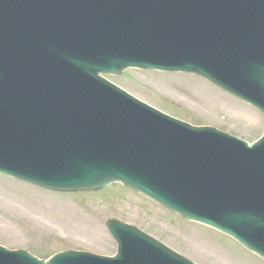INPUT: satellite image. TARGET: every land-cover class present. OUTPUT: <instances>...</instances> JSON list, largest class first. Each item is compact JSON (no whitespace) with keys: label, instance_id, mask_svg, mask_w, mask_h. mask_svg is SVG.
<instances>
[{"label":"water","instance_id":"water-1","mask_svg":"<svg viewBox=\"0 0 264 264\" xmlns=\"http://www.w3.org/2000/svg\"><path fill=\"white\" fill-rule=\"evenodd\" d=\"M41 1L0 0V5H17L19 14L25 15L30 5H38ZM43 3L59 5V9L66 5L57 17L59 26L74 21L69 14L71 3L84 5L86 14L90 9L99 13L97 19L79 20L74 24L71 34L76 37L73 41H61L59 33V66L75 64L71 58L74 51L67 43H74L80 52L81 49L85 51L84 46L88 51L79 64L85 68L80 92L64 91L56 110L0 94V173L57 191L95 190L114 180L121 181L185 217L234 236L264 257V230L253 228L264 227V137L249 148L245 143L215 131L217 138L178 141L166 147H159L156 140H152L151 146L140 147L130 146L127 140L117 142L116 138H127L134 133L167 138L172 130L167 122L169 127L140 115L143 113L135 114L122 107L119 110L112 104L109 107L117 124L102 117V110L96 103L106 104L107 101L100 96L93 97L95 101L86 98L90 86L100 82L97 74L120 72L127 66L170 67L139 59L110 58L99 53L104 43L95 38V33L100 32V25L108 30L127 24L130 20L124 9V5H130L127 0H44ZM250 5L255 2L251 1ZM250 5L228 7L241 15L242 23L247 24L252 18ZM172 6L144 5V8L155 18L165 19ZM102 10L109 11L100 16ZM15 19L14 10L1 7L0 52L15 45L13 53L21 55L23 32ZM181 27L186 28L185 25ZM186 35L192 37V33L186 32ZM111 41H105L107 46ZM238 55L243 61L241 65L229 63L232 75L225 70L210 73L184 62L172 68L208 77L264 112V53L243 50ZM21 59L24 66L28 65ZM78 86L73 82L70 87ZM165 119L171 125L178 124L170 118ZM103 124L111 127L102 129ZM180 126L202 138L211 136L208 128ZM188 162L192 163L191 168ZM188 177L207 180L196 184L189 182ZM212 177L217 178L215 184L218 185L208 183ZM242 210L248 212L244 214ZM235 226L241 228L234 230ZM107 227L118 245V254L114 258L67 250L42 261L26 251L0 246V264H193L135 227L115 219H110ZM242 228L247 233L242 232ZM248 232L262 241L260 247L252 242Z\"/></svg>","mask_w":264,"mask_h":264},{"label":"rangeland","instance_id":"rangeland-1","mask_svg":"<svg viewBox=\"0 0 264 264\" xmlns=\"http://www.w3.org/2000/svg\"><path fill=\"white\" fill-rule=\"evenodd\" d=\"M108 78L196 125L213 126L248 141L264 129L260 111L195 74L128 68ZM66 209L68 215L62 213ZM111 218L141 229L197 264H264L231 238L121 184L92 192L57 193L0 176V244L5 247L24 249L41 259L67 249L109 255L115 250L105 226ZM81 220L89 222L87 231L74 232Z\"/></svg>","mask_w":264,"mask_h":264},{"label":"bare ground","instance_id":"bare-ground-1","mask_svg":"<svg viewBox=\"0 0 264 264\" xmlns=\"http://www.w3.org/2000/svg\"><path fill=\"white\" fill-rule=\"evenodd\" d=\"M69 210L70 209L63 210L62 213H64L65 215H68L70 213V212H68ZM74 215H76L77 220L78 219L80 220V218H79L80 216H78L76 213ZM77 224H79V226H75L74 227L77 230L76 231L75 229H73L74 232H86L87 231V227L86 226L89 227V222L83 223L82 220H81V222L77 221Z\"/></svg>","mask_w":264,"mask_h":264}]
</instances>
